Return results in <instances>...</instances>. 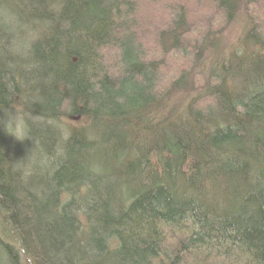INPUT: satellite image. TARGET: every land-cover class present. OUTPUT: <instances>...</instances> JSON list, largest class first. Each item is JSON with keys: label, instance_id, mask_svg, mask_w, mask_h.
<instances>
[{"label": "trees", "instance_id": "16d2710c", "mask_svg": "<svg viewBox=\"0 0 264 264\" xmlns=\"http://www.w3.org/2000/svg\"><path fill=\"white\" fill-rule=\"evenodd\" d=\"M157 1L0 0V108L81 119L0 127V264H264V0Z\"/></svg>", "mask_w": 264, "mask_h": 264}, {"label": "rangeland", "instance_id": "374dc122", "mask_svg": "<svg viewBox=\"0 0 264 264\" xmlns=\"http://www.w3.org/2000/svg\"><path fill=\"white\" fill-rule=\"evenodd\" d=\"M177 1L179 3L184 4V0H177ZM141 3H139V5H138V8H139L138 11L140 10L138 13H140L142 11L143 18H148V20L150 21L149 22L150 26H146V28H148L149 30H152L153 28H155L156 26L159 25L160 17L163 16V9H164L163 7H165V6L162 7L161 5L162 4L167 5L168 0H158L155 4L148 3L140 9ZM247 22H248V19H247L245 9L243 7H241L238 14L236 15V18L230 24H228L227 27L224 28L220 34H218L216 36V38H215L216 39V45L212 46V48H209V50L206 51V54L204 55L205 57H204L203 62H202V71H204L206 73L208 71V69L217 66L219 63H224L222 61L223 60L225 61L226 58L230 57L232 54H234V52L239 53V51H241L242 48L244 49L242 41L244 39V34L246 31L245 29H246ZM215 49L220 53V56L216 55L217 52H215ZM168 62H170V64L171 63L173 64V62L174 63L178 62L181 64L180 66H182V62H181L180 57L173 56L171 58V60H168ZM178 97H180V96H178ZM177 100H178V98L175 99V102ZM173 104H174V102H171L170 106H172ZM15 108L22 109V105L19 104V105H17V107L15 106ZM0 116H3V113H1ZM30 124H31V121H29V125ZM56 124H57V126H56ZM79 124H81L80 118H78V119L77 118L76 119L70 118L68 120L63 119V120H60L58 123L52 122V121H44V120L39 119L38 122H35L33 124V126H35L37 128V130H40V129L43 130L44 127L52 128L55 131V134L57 135V137L59 138V141H60L65 137L66 130L68 131V129L70 127L78 126ZM35 127H33V128H35ZM29 135L31 137H29L28 141H26V142L27 143L32 142V144L36 142L38 146L35 148H37V149L39 148V150H42L43 147L39 144L38 139L36 137V134H34V132L30 130ZM9 139H10V141L7 143V146L9 145V150L11 148H12L11 150H17L18 147L20 146V143H22V142L24 143L23 140H17L14 136H12L10 134H9ZM53 142L56 143V140H54ZM53 142H52V144H53ZM24 149H25V147H24ZM24 149H23V151H24ZM18 167H20V164L18 165Z\"/></svg>", "mask_w": 264, "mask_h": 264}, {"label": "clouds", "instance_id": "9594fccd", "mask_svg": "<svg viewBox=\"0 0 264 264\" xmlns=\"http://www.w3.org/2000/svg\"><path fill=\"white\" fill-rule=\"evenodd\" d=\"M30 45L28 43H21L13 41L11 51L14 54L26 55ZM35 102V101H34ZM3 116H0V127H2L8 134L14 136L17 140H24L29 135V121L35 123L39 120V115H33L30 111H25L20 108L8 107L0 108Z\"/></svg>", "mask_w": 264, "mask_h": 264}]
</instances>
